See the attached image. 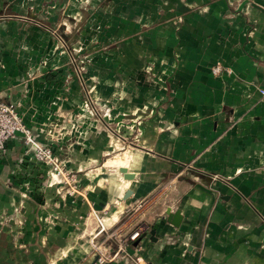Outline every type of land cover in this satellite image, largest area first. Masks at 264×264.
<instances>
[{
  "label": "crops",
  "instance_id": "0c3cea01",
  "mask_svg": "<svg viewBox=\"0 0 264 264\" xmlns=\"http://www.w3.org/2000/svg\"><path fill=\"white\" fill-rule=\"evenodd\" d=\"M55 7L30 14L40 25L0 21V100L71 168L66 182L50 180L22 136L7 142L0 264H93L92 241L138 226L105 264H264V0ZM57 20L71 47L92 54L89 83L106 114L84 111L67 55L41 26ZM168 210L180 212L177 226Z\"/></svg>",
  "mask_w": 264,
  "mask_h": 264
},
{
  "label": "built area",
  "instance_id": "2783aa9c",
  "mask_svg": "<svg viewBox=\"0 0 264 264\" xmlns=\"http://www.w3.org/2000/svg\"><path fill=\"white\" fill-rule=\"evenodd\" d=\"M213 72L219 73L221 71V65L217 64L213 67ZM261 94L264 97V90H261ZM22 136L24 144L26 146L25 154L32 156L34 160L41 163L44 162L49 166L52 165L48 176L58 181L66 182V176L63 172V168L60 167L58 158L52 154L50 147L42 145L39 141L35 140L31 134L29 127L24 122L23 117L19 113L17 107L14 104L7 103L0 100V159L5 156L7 152V142ZM24 161V158L20 159V163ZM102 217L99 215V226H102ZM144 227L138 226L128 234H124L119 230H113L109 235L98 241H92V250L95 256L93 264H105L107 261L114 259L119 254H124L127 250L130 241H134L141 236ZM111 246L115 247V251H111Z\"/></svg>",
  "mask_w": 264,
  "mask_h": 264
},
{
  "label": "rangeland",
  "instance_id": "374dc122",
  "mask_svg": "<svg viewBox=\"0 0 264 264\" xmlns=\"http://www.w3.org/2000/svg\"><path fill=\"white\" fill-rule=\"evenodd\" d=\"M11 0L4 1V4H0V21H14V19L16 18H21L24 20H21V22H23V24H38L40 25L37 21H34L32 16H30L31 13L33 12H37L38 10L35 9H39L40 11H44V12H51V10L53 9L56 4H57V0H46L47 2H43V4L39 5V6H31L28 4L29 0H20V2H24L23 5L21 6V9L18 8V6L16 7V5L14 6L13 4L10 3ZM74 1H78L79 3H88L90 0H74ZM56 8V7H55ZM58 21V20H57ZM61 21L55 22L53 25L50 24L48 26H43L41 24L42 27H46V28H50L54 30V34H55V40L53 42V47L54 49L58 50V52H62L65 53L68 57V64H70L73 69L72 71H75L76 73V77L78 79V83H79V87L80 90L82 91V94L84 95V102H83V109L84 111L88 112L89 114H91L92 112L97 113V111L99 110L101 112V114H106V111L109 109L108 107V101H100L97 97H94L92 95L93 93V88L91 86L90 79L89 77L91 76L89 71L90 68H88V65L90 64L92 58L90 53H82L81 48H75L71 47L69 43H67V40L64 39V37L61 34ZM42 51H44V49H41V53L39 54V58H40V62L38 67L40 68L41 66L46 67V61L48 59L45 58V53H43ZM53 55V54H52ZM55 55V54H54ZM101 55V54H100ZM106 61V60H105ZM1 67H3V65H0ZM49 70V69H46ZM99 74L101 76H108V70H100ZM60 80V79H59ZM59 83V82H58ZM59 95V98L62 97V94L60 91H58L56 93V96ZM95 110V111H94ZM104 110V111H103ZM48 124L51 126V128L55 129V130H60L61 127V123H58L56 119L49 117L48 118ZM71 128H74L75 126V119L73 118V120L71 121ZM63 125V124H62ZM133 130V127L130 128ZM52 137L53 138V132H51ZM122 138V137H121ZM123 139V138H122ZM124 140V139H123ZM42 145H44V142H40ZM48 147L52 146V145H46ZM51 148V147H50ZM51 150H53L51 148ZM116 152H111L112 155H114ZM52 154L57 157L54 152L52 151ZM58 162H60V167L63 168V172L65 173V176H68L66 174H68L67 172H71V168L68 167L63 161H60L58 159ZM42 165H44L47 169V174L50 171L52 165H48L44 162H41ZM70 174V173H69ZM49 177V176H48ZM50 178V177H49ZM51 180V178H50ZM53 180V179H52ZM58 182V181H55ZM99 240V239H98Z\"/></svg>",
  "mask_w": 264,
  "mask_h": 264
},
{
  "label": "water",
  "instance_id": "95a60500",
  "mask_svg": "<svg viewBox=\"0 0 264 264\" xmlns=\"http://www.w3.org/2000/svg\"><path fill=\"white\" fill-rule=\"evenodd\" d=\"M121 172L124 173V176L125 178H128V179H131L133 178V174L131 173H128L126 171V168H120ZM129 191L125 193L124 197H128L129 196ZM167 214H168V220L175 226H177L180 222V212L178 210L174 211V212H171L170 210L167 211Z\"/></svg>",
  "mask_w": 264,
  "mask_h": 264
},
{
  "label": "bare ground",
  "instance_id": "6f19581e",
  "mask_svg": "<svg viewBox=\"0 0 264 264\" xmlns=\"http://www.w3.org/2000/svg\"><path fill=\"white\" fill-rule=\"evenodd\" d=\"M126 159V158H125ZM126 165V164H125Z\"/></svg>",
  "mask_w": 264,
  "mask_h": 264
}]
</instances>
